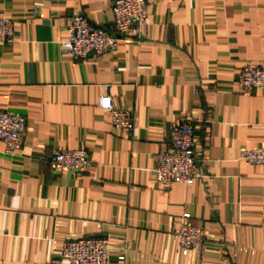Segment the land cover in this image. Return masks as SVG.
Listing matches in <instances>:
<instances>
[{"label": "crops", "instance_id": "1", "mask_svg": "<svg viewBox=\"0 0 264 264\" xmlns=\"http://www.w3.org/2000/svg\"><path fill=\"white\" fill-rule=\"evenodd\" d=\"M148 26L105 56L61 52L69 19L109 29L111 0H0L13 27L0 40V111L24 117L21 149L0 142V264H61L65 242L101 236L109 264H264V89L239 94L248 64L264 72V0H146ZM129 110L114 128L97 102ZM173 123H191L204 179L163 190L156 155ZM61 150H84L77 176L51 168ZM204 244L177 254L183 215ZM123 251L125 261L117 257Z\"/></svg>", "mask_w": 264, "mask_h": 264}, {"label": "built area", "instance_id": "2", "mask_svg": "<svg viewBox=\"0 0 264 264\" xmlns=\"http://www.w3.org/2000/svg\"><path fill=\"white\" fill-rule=\"evenodd\" d=\"M112 22L109 29L99 28L82 14L75 13L69 19L67 39L60 43L61 52L74 59L83 60L89 57L98 58L112 53L120 37L140 33L148 26L149 15L146 0H111ZM13 27L9 19L0 18V40L11 44ZM237 90L242 96H249L257 90L264 89V72L257 64L246 65L236 75ZM98 108L110 117L114 128L130 134L134 124L131 111L119 110L113 105L109 96H101ZM26 129L24 117L7 111H0V142L7 153L21 149ZM169 143L165 151L156 155L153 170L156 182L163 190L174 183L191 185L195 180L204 179L195 152V132L191 123H173L168 131ZM239 159L253 166H264V150L243 151ZM89 167L84 150H61L51 159V168L56 171L77 176L86 172ZM173 239L177 254L185 256L189 251L199 249L204 244V232L190 223V216L183 215ZM111 248L106 238L101 236L87 237L67 241L62 246L61 264H109ZM117 257L119 263L125 261L123 251Z\"/></svg>", "mask_w": 264, "mask_h": 264}]
</instances>
